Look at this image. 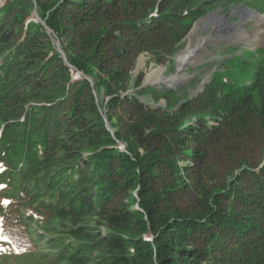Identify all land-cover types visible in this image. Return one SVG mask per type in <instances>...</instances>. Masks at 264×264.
<instances>
[{
    "label": "trees",
    "instance_id": "16d2710c",
    "mask_svg": "<svg viewBox=\"0 0 264 264\" xmlns=\"http://www.w3.org/2000/svg\"><path fill=\"white\" fill-rule=\"evenodd\" d=\"M201 2L0 0V264H264V45H232L240 71L259 56L250 83L216 75L174 108L122 96Z\"/></svg>",
    "mask_w": 264,
    "mask_h": 264
},
{
    "label": "rangeland",
    "instance_id": "374dc122",
    "mask_svg": "<svg viewBox=\"0 0 264 264\" xmlns=\"http://www.w3.org/2000/svg\"><path fill=\"white\" fill-rule=\"evenodd\" d=\"M196 1L197 3H202V0ZM204 6L207 11L193 23L188 33L176 46L174 52L168 54L164 61H156L153 58V55L147 51L142 52L138 56L135 66L131 72L132 78L130 87L122 96H125L127 93L138 92L149 87H156L161 91V93L158 94L159 97L155 98L150 93H143L140 96L142 101L146 104L155 105L157 107L162 106L166 108L170 106L174 108L175 106L178 107L183 100L189 98L192 99L202 92L205 86L209 84L216 75L219 81H229L235 79L237 84H242L243 82L250 83L253 81L256 74L254 66L259 59L258 54L255 53L254 55H251L253 64L249 70L240 71L239 69L242 65V61L240 60L246 59V57L250 56L251 53L249 50H244V48L233 50L232 45L243 46L247 49L251 48L254 52H256L260 44L264 45V7H262V5H258L256 1L253 0H210V2L206 5L204 4ZM33 11L34 15L35 12H37L38 16L42 19L36 5L33 7ZM257 14H260L261 16H258ZM35 17L38 19L36 15ZM212 18H218V20L221 18L222 22L225 26L227 25L229 29H226L225 31L222 28L223 30L221 29L220 31H217L216 28L218 26H215ZM197 21H201L202 26L199 24L195 25ZM204 26H206V28ZM50 34L52 35L53 33ZM192 34L194 42H198L201 36L209 35L210 38L208 42L204 43V53L199 62L195 65L188 66L186 68L187 70L185 69L183 73L185 76L180 78V80H176L174 83L164 82L159 79H155L153 82L147 81L148 75L159 67L164 68V75L166 77H170L174 72H176V57L187 48ZM56 38L58 37L54 34L52 39L57 49L55 42ZM140 59H143L142 63H140ZM231 59L234 60V64H236V66L228 65ZM242 67L244 68V66ZM76 76L78 77V75ZM139 78L142 79V82L138 87H135V83ZM150 83L154 84V86H149ZM165 93L166 96L164 95ZM257 98L258 96L256 99ZM110 99L111 97L103 94V101L105 104L102 110L105 113L104 115H106L107 111L105 105ZM187 121L188 118H185V123ZM108 123L110 128L114 131V128H112L109 121ZM186 124L190 123L187 122ZM119 142L123 144V146L119 145L121 149L125 150L127 143L122 141ZM258 154L259 152L255 153V155ZM86 223H88V221H85L83 224ZM101 229L106 232L107 228L102 226ZM26 263L46 264L45 262L41 263V261L37 259L31 261V263L28 261H10V264Z\"/></svg>",
    "mask_w": 264,
    "mask_h": 264
},
{
    "label": "bare ground",
    "instance_id": "6f19581e",
    "mask_svg": "<svg viewBox=\"0 0 264 264\" xmlns=\"http://www.w3.org/2000/svg\"><path fill=\"white\" fill-rule=\"evenodd\" d=\"M214 21L215 26H218L217 28H223L224 30L229 29V27L222 22V19L219 18H212ZM202 23H200V26ZM206 28V26H204ZM195 31V30H194ZM193 34L190 36L189 43L187 45V48L182 51L180 54L176 57V72H174L170 77H166L164 75V68L159 67L155 69L153 72H151L148 77L147 81L153 82L155 79L162 80L164 82H170L174 83L176 80H180V78L184 77L185 74L184 70L188 66L195 65L199 60L201 59L203 53H204V43L209 41V35L201 36L199 38L198 42L193 41ZM143 62V59H140V63ZM187 70V69H186Z\"/></svg>",
    "mask_w": 264,
    "mask_h": 264
},
{
    "label": "water",
    "instance_id": "95a60500",
    "mask_svg": "<svg viewBox=\"0 0 264 264\" xmlns=\"http://www.w3.org/2000/svg\"><path fill=\"white\" fill-rule=\"evenodd\" d=\"M35 15L38 17V20H39V21H41L43 24H45V22H44V21L38 16V13H37V12H35ZM257 15H258V16H261L260 14H257ZM211 17H212V16H211ZM204 18H205V17H204ZM204 18H203V20H204ZM203 20H202V21H203ZM200 23H201V21H197V22L195 23V25H196V24H199V25H200ZM232 27H233V26H232ZM46 28H47V31H48L49 33H53V30H52L51 28H49L48 26H46ZM221 29H222V27H221L220 29H219V28H216L217 31H220ZM222 30H223V29H222ZM225 31H226V30H225ZM212 33H213V32H212ZM55 42H56V45H57V49H58V51L62 54V56H63L64 60L66 61V63L69 64L65 52H64V50L61 48V44H60L59 39L56 38ZM69 65H70L71 68L74 70V74H75V75H78V76L82 75V73H81L78 69H76L73 65H71V64H69ZM89 79H90V78H89ZM90 80H91V82L93 83L92 79H90ZM149 86H154V84L150 83ZM104 118H105V120H106V124H107L108 128H109L112 132H114V131L110 128V125H109V123H108V120H107V116H106V115H104ZM119 145H120V146H123V144L120 143V142H119Z\"/></svg>",
    "mask_w": 264,
    "mask_h": 264
}]
</instances>
